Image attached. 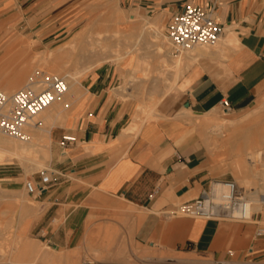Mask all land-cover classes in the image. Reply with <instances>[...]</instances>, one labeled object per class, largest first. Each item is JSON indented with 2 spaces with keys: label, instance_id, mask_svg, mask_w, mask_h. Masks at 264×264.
I'll list each match as a JSON object with an SVG mask.
<instances>
[{
  "label": "crops",
  "instance_id": "obj_1",
  "mask_svg": "<svg viewBox=\"0 0 264 264\" xmlns=\"http://www.w3.org/2000/svg\"><path fill=\"white\" fill-rule=\"evenodd\" d=\"M88 2L0 0V40L28 41L38 53L56 51L76 41V33L92 23L93 10L102 8ZM186 2L212 11L222 27L219 46L189 54L191 64L167 90L163 80L144 77L146 67L135 53L86 70L64 118L51 126L45 170L50 180L42 192L26 194L36 204L23 201V182L15 189L4 183L23 201L18 233L37 230L62 249L82 252L100 249L106 239L115 249L128 235L134 245L199 253L219 262L264 260V234L255 237L257 229L264 230V204L258 199L264 176H258L263 191L251 188L259 195L251 221L178 211L215 180L233 179L234 168L245 163L239 155L246 152L245 139L259 137L233 127L264 110V0H120V5L168 19ZM224 99L232 106L227 111ZM223 119L233 123L229 129L219 126ZM64 133L77 141L61 148ZM255 167L261 171L264 164ZM33 181L40 183V176Z\"/></svg>",
  "mask_w": 264,
  "mask_h": 264
},
{
  "label": "rangeland",
  "instance_id": "obj_2",
  "mask_svg": "<svg viewBox=\"0 0 264 264\" xmlns=\"http://www.w3.org/2000/svg\"><path fill=\"white\" fill-rule=\"evenodd\" d=\"M88 1L90 5H95V6L100 5L102 8L100 10L94 9L93 10L94 19L92 23H90L87 26H84L78 33H76V38H77L76 41L66 45L61 49L59 48L60 50L51 51L48 53L45 52L38 53L34 51L32 44L28 41L24 42L23 40H19V39L17 40L10 39L9 41L0 40V84L5 85V83H7L9 79L13 78L15 74L18 73V71H24V77L21 83L17 87L10 90H4L3 88L0 89L6 91L7 93H13L19 88L23 87L27 82H29L30 78L35 77L36 72L41 73V71H43L44 74H58L60 76L65 77L66 80H72V76H74L75 74V76L77 77L76 79L79 80L81 75L86 70L92 68L95 65H99L104 62H118L119 55H122L123 52L125 53L126 51L128 52V54L135 53L140 57L148 73V75L146 73V75L144 76L147 80L149 81L163 80L167 89L168 84L173 83L178 77L175 71L177 69H180V67L181 68L184 67L185 69V67L188 65L189 61L186 58L187 55L193 53V50L195 49L204 50V51L213 50L217 48L220 44V41L218 40L216 43L212 45H198V46L196 45L193 49L176 52L174 51L169 39L166 38V34H165V26L168 19L163 18L161 14L152 11L148 13L135 11L138 13V18L133 21L127 18V15L129 14L130 10L127 9L124 5H120V0H88ZM131 11L133 12V10ZM88 12H92L91 9ZM156 16L159 18L158 27L162 33L161 38H153L152 31L148 27L143 26L144 18L152 19L155 18ZM115 30L118 31L119 34L117 33L116 37L111 38V35L113 34V32L111 31H115ZM98 32H102L101 34L103 36L105 35L104 37L108 38L106 41H103V44H107V46L105 48H102V50L100 49L101 51L99 52L101 56L99 55V60L98 61L93 60L91 62L92 65L88 64V66L91 67L86 68L87 63H85L84 59L80 56L81 55L80 53H83L85 50L90 49L93 46L96 48L98 47L96 46V44H93V46L89 44L91 42H94L96 37L99 36ZM160 40L161 41L165 40V41L160 42ZM158 45L161 46L163 45V49L165 50L163 54L158 53V48H157ZM56 54L57 56H55ZM65 54L68 55L66 56ZM59 55L61 56L63 55L62 59ZM45 57L48 59H46ZM176 64L178 68L176 67ZM184 69H181L182 73ZM67 71H70L71 73L70 72L67 73ZM67 94L68 91L61 99L58 100V101L61 100L62 102L61 107L65 109H66L65 103L70 104L71 101L69 99L70 94L69 95ZM152 101L156 102L157 98H153ZM263 112L264 110L263 111L261 110L260 114L259 112H257L256 114L257 116L254 115L255 117L251 116L249 118V119L252 118L253 120L252 119L245 120V126L247 128L245 129L246 133L249 129H251V131L254 132L256 135H258L259 137L255 139V142H252L253 140L252 138L250 139L246 138L244 151H250L251 153L254 154L256 153L254 152L256 150L264 151V113ZM220 117L221 118L225 117L222 111H220ZM34 118H33V122H34ZM221 122L226 123V121L223 120ZM39 124L40 123H37V125ZM31 130L32 128L30 127L27 132L30 133ZM224 133L226 134V132ZM247 140H251V141L249 142ZM239 155H241L240 158H242L241 160L245 162L243 165H245L246 167H244L245 169L243 168L242 171L241 170L232 171L233 179L237 182L239 186H242V188L246 190V193L249 197L254 199L256 198L254 197L255 193L253 194L252 192L253 190H251V188H253L254 191H258V190L262 191L259 187L258 176H253L251 174L249 169L250 163L244 160V158L248 154L244 153L243 156L242 154ZM0 159H2L0 160V191L3 189L0 192V252H1L0 264L3 263L10 264V260L7 258L8 252L13 248L14 244L12 240L15 238L16 235H21L23 237V241L19 244L21 249L23 247H26V243H31V247L30 244H28L27 246L28 248L26 247L25 249H22L27 251V249L29 250L30 248L32 250L31 254L27 252V254L29 255L28 260L31 262V264H55V263L84 264L85 262L87 263L89 262V264H169V263L170 264H223V263L264 264V260L260 261L251 258L236 259L235 257L233 259H225L222 262H219L214 260L210 256H205L199 253H190L193 254L197 259L194 260L196 261V263H194L193 261H192L193 263L184 262L178 259L177 257V255L184 254V252L160 251L155 248H151L147 245H134L130 241L128 235H123L121 239H118L115 249H112L113 244L110 243L108 239H106V241L101 244L102 247L100 249H90L85 252H82L77 250L62 249L58 242H54L53 240L50 239L49 235H45L37 230L27 234L18 233L17 228H18V223L20 222L19 220H21L24 217L23 211L22 210L20 211L19 207L22 205L23 201L31 204H36V203L32 200V198L26 196L27 191L25 192V196H24L26 200L24 199L23 201L20 199L16 190L6 191L4 187V183L5 182L10 183L11 185L10 187L15 189V184L17 182L21 181L25 185V182L27 180L33 181L34 179L36 180L39 179L40 171L42 170H40L39 168H34L35 166L32 164H28L27 167L25 168L15 158L10 160H5L3 157H0ZM260 161L264 163V155L262 156V159H260ZM258 162L259 161L254 163L258 164ZM46 169H49L47 165V161H46ZM237 171H241L242 174L243 173L246 174L249 181L247 182L244 179L245 176L241 175V172H237ZM8 224L10 228L8 227ZM3 227L5 229L6 227L9 229L5 230L3 229ZM5 237L6 238L9 237V239H6ZM5 239L7 243L5 242ZM24 241L25 244L23 243ZM5 246H7L8 249ZM10 247L11 249L9 250ZM35 251L36 252L39 251V252L36 253ZM70 251H71V255H70ZM147 252L150 253L148 254ZM46 255H48L49 258ZM151 255L153 256L151 257ZM202 261H206V263L205 262L203 263ZM207 261L210 263H207Z\"/></svg>",
  "mask_w": 264,
  "mask_h": 264
},
{
  "label": "built area",
  "instance_id": "obj_3",
  "mask_svg": "<svg viewBox=\"0 0 264 264\" xmlns=\"http://www.w3.org/2000/svg\"><path fill=\"white\" fill-rule=\"evenodd\" d=\"M222 33L221 25L215 20L211 10L186 2L182 8L173 12L167 20L165 34L174 51L181 52L195 45H212ZM65 77L58 74L36 72L23 87L13 93L0 89V133L26 140L28 129L37 123L33 118L52 102L61 99L67 92ZM223 111L232 108L227 99L221 101ZM77 141L71 133H64L59 145L66 148ZM45 170L40 171V183L31 180L25 182L28 193H40L49 182ZM264 204V195L259 197ZM255 199L249 197L246 190L239 187L234 179L215 180L207 189H202L199 195L178 206V211L184 215L215 220H234L248 222L252 219ZM264 234L259 228L255 237ZM231 253V251H230Z\"/></svg>",
  "mask_w": 264,
  "mask_h": 264
},
{
  "label": "bare ground",
  "instance_id": "obj_4",
  "mask_svg": "<svg viewBox=\"0 0 264 264\" xmlns=\"http://www.w3.org/2000/svg\"><path fill=\"white\" fill-rule=\"evenodd\" d=\"M120 9V8H119ZM139 9V8H138ZM135 11H137L138 12V10H133V12L130 10V12H129V14L127 15V18L128 19H131V20H136L137 18H138V13L137 12H135ZM122 13H123V11H122ZM121 17V16H120ZM150 18V17H149ZM120 20V19H119ZM144 21H143V26L144 27H148L151 31H152V37L153 38H161L162 37V33H161V30L159 29V27H158V23H159V18L156 16L155 18H152V19H143ZM121 21V20H120ZM126 21V20H125ZM119 28V27H118ZM13 29V28H12ZM117 29V28H116ZM122 29V28H121ZM120 29V30H121ZM7 31V30H6ZM97 31V30H96ZM123 31V30H122ZM111 32H113V34L111 35V38L113 37H116L117 36V33L119 34V32L118 31H111ZM141 32V31H140ZM6 33V32H5ZM102 32H98V34H99V36H97L96 37V39L94 40V42H91V43H89L90 45H92L93 46V44H96V46H98L97 48L96 47H91L90 45V49H87V50H85L83 53H80L81 55V57L84 59V61H85V63H87V66H86V68H89V67H91V66H88V64H90V65H92L91 64V62L93 61V60H96V61H98L99 60V55H100V52L99 51H101L102 50V48H105L106 46H107V44H103V41H106L108 38L107 37H104L102 34H101ZM119 36V35H118ZM125 37V36H124ZM165 38V37H164ZM167 38V37H166ZM12 39V38H11ZM24 39V38H23ZM77 39V38H76ZM117 39V38H116ZM27 40V39H26ZM30 41V40H29ZM89 41V40H88ZM155 41V40H154ZM159 41V40H158ZM163 41H165V40H163ZM163 41H161L160 40V42H163ZM168 41V40H167ZM166 41V42H167ZM20 42V41H19ZM25 42V41H24ZM79 42V41H78ZM158 43V42H157ZM156 44V43H155ZM17 45V44H16ZM20 45V44H19ZM87 45V44H86ZM18 46V45H17ZM22 46V45H21ZM112 46V45H111ZM110 46V47H111ZM196 46V45H195ZM194 46V47H195ZM198 46V45H197ZM29 47V46H28ZM109 47V46H108ZM194 47H192L191 49H193ZM61 48H63V47H61ZM60 48V49H61ZM131 48V47H130ZM157 48H158V53H162L163 54V52H165V50L163 49V45L161 46V45H158L157 46ZM24 49V48H23ZM29 49V48H28ZM60 49H58V50H60ZM101 49V50H100ZM112 49V48H111ZM70 50V49H69ZM108 50H110V49H108ZM202 51H204V50H193V54H200L201 55V53H202ZM209 51V50H208ZM71 52V51H70ZM69 52V53H70ZM214 52V51H213ZM57 53V52H56ZM107 53V52H106ZM112 53V52H111ZM114 53V52H113ZM120 53V52H119ZM119 53H117V54H119ZM60 54H61V52H60ZM121 54V53H120ZM203 54V53H202ZM64 55V54H63ZM62 55V56H63ZM66 55V54H65ZM68 55V54H67ZM66 55V56H67ZM128 55V52L126 51L125 53L123 52V54L122 55H119V60H122V59H124L126 56ZM159 55V54H158ZM55 56H57V54L55 55ZM60 57H61V59H62V56L61 55H59ZM101 56V55H100ZM104 56V55H103ZM102 56V57H103ZM106 56V55H105ZM118 56V55H117ZM188 56V55H187ZM76 57V56H75ZM109 57V56H108ZM107 57V58H108ZM46 58V57H45ZM50 58V57H49ZM57 58V57H56ZM104 58V57H103ZM115 58V57H114ZM193 58V57H192ZM191 57H190V59H192ZM197 58V57H196ZM46 59H48V58H46ZM118 59V58H117ZM179 59V58H178ZM193 59H195V58H193ZM33 60V59H32ZM189 60V59H188ZM180 61H181V59H180ZM189 61H191V60H189ZM58 62V61H57ZM94 63V62H93ZM53 64V63H52ZM121 64V63H120ZM178 64V63H177ZM177 64H176V67L178 68V66H177ZM189 64H191V63H189ZM188 64V65H189ZM61 65V64H60ZM187 65V64H186ZM184 66V65H183ZM187 67V66H186ZM28 68V67H27ZM56 69H58V68H56ZM181 69H184V67H180V69H177L175 72L177 73V76H179L180 75V73L182 74V70ZM185 70H186V68H185ZM68 72H70V71H67V73ZM147 72V71H146ZM184 72V71H183ZM71 73V72H70ZM146 75V73L144 74V76ZM147 75H148V73H147ZM23 77H24V71H18V73L17 74H15V76L13 77V78H11V79H9L8 80V82L7 83H5V85H2V84H0V88H3L4 90H10V89H14L15 87H17L20 83H21V81H22V79H23ZM77 77L75 76V74H74V76H72V80H66V82H67V87H68V94L67 95H69L71 92H73L72 91V89H73V87H74V85H76V83L78 82V80L76 79ZM174 80V79H173ZM80 83V82H79ZM173 83H170V84H168V86H167V89L169 88V87H171V85H172ZM166 89V90H167ZM3 90V91H4ZM6 92V91H5ZM167 92V91H166ZM176 94V93H175ZM164 95H165V93H164ZM71 96H72V93H71ZM66 99V98H65ZM62 102H61V100L60 101H58V100H56V101H54V102H52L47 108H45L44 110H42L41 112H39L36 116H35V118H34V124L35 123H40L39 125H33L31 128H32V130L30 131V133H28V137H27V139L26 140H19V139H16V138H13V137H10V136H7V135H4V134H1L0 133V157H3L5 160H10V159H13V158H15V159H17L18 160V162L21 164V165H23V167H27V165L28 164H32V165H34L35 167L34 168H39L40 170H44V169H46V161H48L49 160V158H50V130H51V126L55 123V121L57 120V119H60V117H62V118H64L63 116H62V112L64 111V109L65 108H62L61 107V104ZM69 104H67V103H65V107L66 106H68ZM264 105V104H263ZM141 109V108H140ZM154 109H156V108H154ZM261 109V108H260ZM150 111H152V110H150ZM263 111V110H262ZM154 112V111H153ZM152 112V113H153ZM255 112V111H254ZM150 113V112H149ZM253 113V112H252ZM251 113V114H252ZM264 113V112H263ZM148 114V113H147ZM257 114V113H256ZM255 114V116H257ZM259 114H260V111H259ZM151 115V114H150ZM161 115V114H160ZM246 116H248V115H246ZM255 116H253L252 115V117H255ZM211 117V116H210ZM245 117V116H244ZM61 118V119H62ZM203 118V117H202ZM208 118V117H207ZM215 118H217V117H215ZM221 118V117H220ZM243 118V117H242ZM249 118H250V116H249ZM204 119H206V118H204ZM213 119H214V117H213ZM218 119V118H217ZM252 119V118H251ZM251 119H247V120H251ZM207 120V119H206ZM212 120V119H211ZM238 120V119H237ZM241 120H243V119H241ZM253 120V119H252ZM208 121V120H207ZM207 121H205L206 123H208L209 125L213 122H207ZM215 121H216V119H215ZM214 121V122H215ZM223 121H225L224 119H223ZM227 121V120H226ZM236 121V120H235ZM240 121V120H239ZM220 122V121H219ZM244 123V121H240V123ZM234 123H237V121L236 122H234ZM242 123V124H243ZM202 124H204V123H202ZM213 124H216V123H213ZM212 124V125H213ZM231 124H233L232 122H220V124H219V126L221 125H224V126H226L227 128H228V126L229 125H231ZM239 125V124H238ZM215 126V125H214ZM230 127V126H229ZM136 129V128H135ZM229 129V128H228ZM232 128H230V130H231ZM245 129H247L246 128V126H245V124L244 125H241V126H238V128H236V129H234V127H233V130H235V131H237V132H244V133H246V131H245ZM234 132V131H233ZM235 133V132H234ZM241 133V134H242ZM229 134V133H228ZM227 134V135H228ZM226 135V136H227ZM228 137V139H229V136H227ZM227 138H226V140H228ZM235 139H237L236 137H235ZM229 140H232V139H229ZM228 143V142H227ZM245 153H247L248 155L244 158V160L246 161V162H249L250 163V167H249V169H250V172H251V174L253 175V176H259V175H262V176H264V170H262V171H259L258 169H256V167H255V163L254 162H257V161H259L260 162V159H262V156L264 155V151H256V153L254 154V153H251L250 151H246ZM251 153V154H250ZM242 159V158H241ZM0 160H2V159H0ZM239 163V162H238ZM237 164V163H236ZM235 164V165H236ZM264 164V163H263ZM232 166V165H231ZM233 167V166H232ZM240 168L239 170H241L242 171V169L244 168V167H246L245 165H243V166H241L240 164L238 165V166H236V168ZM262 167V166H261ZM236 168H234V170L236 169ZM245 169V168H244ZM263 169V168H262ZM233 170V171H234ZM241 171H237V172H241ZM245 171V170H244ZM239 174V173H238ZM241 175H244L245 176V180L248 182L249 180H248V178H247V175L246 174H242V172H241ZM243 177V176H242ZM244 180V181H245ZM241 184V183H240ZM246 184V183H245ZM239 187H241L242 188V186H239ZM3 190V189H2ZM1 190V191H2ZM0 191V192H1ZM263 191V190H262ZM25 193V192H24ZM257 193V192H256ZM19 194H21V193H19ZM254 194V193H253ZM262 194V193H261ZM260 194V195H261ZM257 194H254V197H257V196H259V195H257ZM22 199V198H21ZM25 199V198H24ZM259 199V198H258ZM26 200V199H25ZM257 200V199H256ZM258 201V200H257ZM257 201H255V203H257ZM29 202V201H28ZM36 207H37V205H36ZM254 207H256V206H254ZM253 207V208H254ZM20 208V207H19ZM42 208V207H41ZM252 208V210H254ZM25 210V209H24ZM41 210V209H40ZM255 210H256V208H255ZM39 211V210H38ZM37 211V212H38ZM28 214V213H27ZM16 219V218H15ZM8 221V220H7ZM12 221H13V219H12ZM18 221V220H17ZM20 221V220H19ZM16 224V223H15ZM7 225V224H6ZM5 227V226H4ZM3 227V229H5ZM8 227L10 228V226H9V224H8ZM9 228H7L6 227V229H9ZM5 229V230H6ZM11 231V230H10ZM12 231H13V229H12ZM15 231V230H14ZM12 233V232H11ZM14 234V233H13ZM9 236V235H8ZM12 236H14V235H12ZM10 237V236H9ZM9 237L8 238H6V239H9ZM13 238V237H12ZM6 239H5V242H6ZM23 241V237L21 236V235H16L15 236V238L12 240V242H13V248L11 249V247H12V245H11V247L9 248V252H8V257H7V255H6V257L10 260V264H31V262L28 260V254H27V252H29L30 254H31V252H32V250L29 248V250H31V251H29L28 249H27V251H25V250H22V249H25L27 246H28V244H30V247H31V243H26V247H23L22 249L20 248V243ZM25 241H28V240H25ZM25 241L23 242L24 244H25ZM4 242V241H3ZM11 242V241H10ZM11 242V243H12ZM7 243V242H6ZM3 244V243H2ZM19 245V246H18ZM23 245V244H22ZM5 247H7V246H5ZM28 248V247H27ZM3 249H4V247H3ZM7 249H8V247H7ZM37 251V250H36ZM35 251V252H36ZM39 252V251H38ZM38 252H36V253H38ZM73 253V252H72ZM145 253V252H144ZM148 253V252H147ZM150 253V252H149ZM148 253V254H149ZM0 254H1V252H0ZM34 254V253H33ZM74 254V253H73ZM72 254V255H73ZM177 254V253H176ZM43 255H44V253H43ZM70 255H71V251H70ZM3 256V255H2ZM34 256V255H33ZM36 256V255H35ZM46 256H48V255H46ZM46 256H45V258H46ZM51 256V255H50ZM153 255H151V257H152ZM4 257V256H3ZM39 257V256H38ZM56 257V256H55ZM54 257V258H55ZM176 257V256H175ZM177 257H178V259H180V260H182V261H184V262H194V263H196V261H194V260H197L196 258H195V256L193 255V254H188V253H184V254H179V255H177ZM0 258H1V256H0ZM5 258V257H4ZM45 258H44V260H45ZM48 258H49V256H48ZM51 258V257H50ZM40 259V258H39ZM39 259H37V260H39ZM66 259H67V257H66ZM5 260V259H4ZM34 260V259H33ZM46 260H48V259H46ZM2 261V260H1ZM53 261H54V259H53ZM69 261V260H68ZM181 261V262H182ZM36 262V261H35ZM70 262V261H69ZM73 262V261H72ZM192 262V263H193ZM203 263L205 262L206 263V261H202ZM33 263V262H32ZM53 263H55V262H53ZM75 263V262H74ZM84 263V262H83ZM207 263H210V262H208L207 261ZM4 264V263H3ZM56 264V263H55ZM84 264H89V262L87 263V262H85ZM170 264V263H169ZM223 264H227V263H223Z\"/></svg>",
  "mask_w": 264,
  "mask_h": 264
}]
</instances>
